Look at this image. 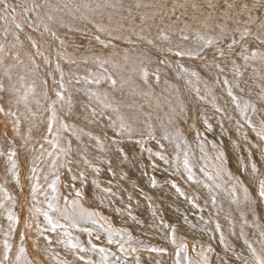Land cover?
<instances>
[{"label": "bare ground", "instance_id": "bare-ground-1", "mask_svg": "<svg viewBox=\"0 0 264 264\" xmlns=\"http://www.w3.org/2000/svg\"><path fill=\"white\" fill-rule=\"evenodd\" d=\"M12 2L15 3V0H12ZM55 2L56 0H53V3ZM87 2L95 7L97 2L102 3L103 0H87ZM112 2H115V0H112ZM135 2L136 0H124L125 10L116 13L115 18L121 19L127 17L128 13L126 9L128 5L134 4ZM140 2L143 4H159L161 0H140ZM165 2L170 6L172 0H165ZM181 2H183V0H181ZM189 2H191V0H189ZM108 11L114 10L109 9L105 11V23L107 22ZM145 11L151 14L154 10L143 8L139 10V12ZM136 14L134 10L133 15ZM179 14L178 12L177 15ZM189 14H191L190 8ZM173 19H175V17H173ZM185 19L184 16H181L180 22L177 23L175 28V35L169 33L172 35L173 42L166 47L175 48L177 44H191V41H183L181 43L179 40V29L183 27ZM156 23L157 25L159 24V18H157ZM165 23H170V21H165ZM75 26L81 28L86 27L83 21L75 22ZM2 28L3 24H0V30H2ZM198 29L199 25L193 24L188 34L192 36ZM199 30L202 31V29ZM28 31V29H25V33L21 34V39L25 38ZM57 31L58 35L66 41V44L61 47L55 41H50L48 44L44 45L42 50L51 61L48 65L44 64L43 58H37L40 72L35 88L36 95L35 98L31 95L29 96V106L32 108L33 112H35V118L33 119L28 116L23 104L19 105L18 114L21 124L19 134H17L13 128L14 118L0 115V151L5 153V155H0V173L6 171L11 172L9 170L10 163L7 158V153L10 148H13L17 152V156L15 157L17 163L16 172L19 169L18 161L20 160L22 161L23 168H27L28 173L26 171L25 173L28 175L25 181L23 180L25 185L31 189L32 185L36 183L32 177L36 176L39 177V184L41 186V191L37 193L35 201L30 199L24 200L23 204L20 206L22 218H28L32 226L38 223L40 228H43L44 220L42 215L36 212V208H40L41 210L42 208L45 210L47 209L48 201L44 197V194H42V188L44 186V189L52 194L51 189L48 188V184L57 176L65 179L66 187L73 184L76 189L82 188L84 192L88 191L87 193H91V190H93L92 188L95 187L93 184L95 178L93 174L86 175L83 173L86 178L83 185L79 179L72 181L71 175L73 173H81L82 170L80 168H88L89 165L96 160L97 154H99L101 157L109 156L110 158L109 161L111 162L112 171L111 173L106 172L110 175L114 172L115 175L113 174V178L119 184V190L116 193L114 192L115 196H119L118 203L120 205L118 207L123 208L125 204L129 203L137 205V202L141 201L139 199L142 197L136 199L135 196L140 191H145L146 196L154 200L156 212L149 209L147 201L146 208L142 207L140 208L141 211H138L142 219L146 221V224L152 223L154 225H152V228L146 227V231L149 234L159 236L161 241L165 242L168 247L176 246L171 242L172 239L162 240L164 237L169 236L168 233H170V228L167 224L172 222L181 233H186L193 239L201 237L216 244L223 253V259L226 257V264H244L245 260H248L249 264H253L245 240L252 243L259 254L261 249L260 231L264 230V198L259 195V186H257L259 178L257 179L256 173H251V167L253 164H256L258 160L263 163V167L264 155L261 151L256 155L251 151L253 150L252 147L245 146L247 142L250 141V136L253 131L245 123V117L241 114L240 109L237 108L236 104L228 97L227 86L222 83L224 76L227 75L230 83L233 85L235 84L231 72L226 71L225 74L220 76L219 81L213 82L212 77L215 76L216 73L214 69L209 71L205 68V64L208 61L176 57L170 53L157 51L144 42H139L135 45L125 43L129 47H137V50H142V54L140 56L137 55L133 62L126 61L121 63L118 70L117 67H113V63L108 65L110 69L109 74L114 73V77L116 78L117 76L119 80L118 88L114 90V94L113 92H109L110 86L112 85L110 81L106 80L107 82L104 84V89L108 91H104V89L95 90L101 97V100H103V103H98L95 97L90 98L87 95L88 90L76 89L75 81L81 73L85 72L87 76L88 70L94 73L102 71L93 63L85 65L81 61L83 57L89 58L96 54L104 56L103 53H94L97 49L101 48L100 45L96 44L94 41L89 43V40L80 32L66 33L64 29H57ZM136 31L139 32V28H137ZM125 34L128 35L126 32ZM144 34L147 38H155L157 36V27L154 25L150 32ZM89 35H91V33H89ZM69 38H73L77 45L74 47L69 46L67 42ZM9 39H11V37H9ZM45 39L48 38L46 37ZM132 39H136L135 35L132 36ZM116 43L119 42L117 41ZM157 43H159V41H157ZM56 48H59V51L66 57L68 62H66L65 59H57L56 53L53 51V49ZM82 48H88V52H85ZM29 49L30 46L25 40V47L21 50V58L25 61V65L28 64L25 53L28 52ZM146 55L150 56L152 61H154L146 65L148 69L159 71L161 78L159 83L155 81L152 75H149V82L147 85H145L140 78L139 69L143 66L142 61L145 60ZM114 57L118 59V62H122L123 60V57L119 54H116ZM160 57L165 58L171 67L156 63L155 61ZM208 57L210 60L211 53H208ZM71 60H75L76 63H70ZM57 62H59L60 67L65 73L66 91L64 95L66 100L63 105V111L59 110L60 105L57 104V122L53 127L55 131L59 129L60 132L58 140L59 147L67 149L70 146L71 151L65 155L60 153L57 149L56 152H52V155L49 156L47 153L50 152L49 149L51 147L45 145L43 149L41 148L42 136L47 135L44 127L47 126L49 113L46 111V108L53 100H56L54 89L57 88V85L53 83L52 77L48 76L47 73H54ZM187 62L194 63L193 66L195 65V70L200 72L201 79L199 82H197L194 77L178 72L176 64H185ZM195 62H197V64ZM136 65L137 70L135 68ZM256 66L259 67L258 64ZM54 75L58 80L59 74L54 73ZM69 78L72 79V83H68ZM43 79L48 80L47 98L43 96L42 85L39 82ZM243 79L248 81L247 84H242L245 89L244 94L247 96V91H252L253 95L256 96L251 99L247 98L246 100L256 107V99L259 101V88L254 86V84L256 82H258L257 84H261L264 83V81L255 79V76L251 73V69L245 72ZM251 81L253 83L252 86ZM27 83L28 82L25 83V87H27ZM196 88L200 89L199 95L195 91ZM233 90L239 91L235 87H233ZM21 91L23 92V89H21ZM145 93H147V95H145ZM105 96L107 99H104ZM129 97L131 100L122 106L123 109L119 116L116 117L112 115L114 112L113 109L121 105L116 102L121 100L123 104ZM67 98H71L70 109ZM239 98H242V96H239ZM37 99L40 100L39 105L35 103ZM243 102H240L241 105H243ZM104 105H108V107ZM227 105L230 106V108H227ZM93 109L96 112L95 116L91 115ZM217 109H220V111H217ZM220 112L225 113L221 116ZM251 114L254 115L251 109H249L247 115L252 119ZM121 118L132 127L133 136L129 138L127 133H121L118 130V135L121 134L128 139L125 141H118L117 143L115 142V136H118L117 130L113 125L116 124L119 129ZM209 118H211L212 123H215L216 126L214 128L206 127V123L210 126L208 122ZM78 119L80 120L79 123ZM61 121L68 125L67 131L60 128ZM29 129H31V131H29ZM149 132L157 135L155 140L148 136ZM200 133L208 136L212 143L216 141L226 143L229 148L225 155L227 165H231L234 171H238L240 177L245 178V183H248L249 186L253 188L252 195L248 197L249 201L242 195L239 197L238 194L235 196V200L239 197L237 200L239 203H233V195H229V192L223 191L218 186L217 181L213 177L211 178L210 175H207V171L203 168V165L200 166L201 159L194 153V148L191 143L193 137L200 138L201 143H203L202 141L204 138ZM222 133H226L228 137L221 138ZM166 134L169 139L162 138ZM51 138L52 137L49 139ZM113 141L116 143L115 147H108L109 143ZM137 141H139V143H137ZM157 141H159V145L163 142H170L174 150V157H177L180 161L179 166L167 163L165 161V155L164 162H166V165H164V170L161 165H155L161 158L155 155V153H157L155 150L153 154L150 152L147 153L146 151L148 149H146V147L151 143L156 145ZM177 145H179V147H177ZM118 148L123 150V154L127 156V159H123L122 155L117 152ZM185 153L188 154L194 178H198L194 181H189L187 179L188 173L183 167ZM61 154H63L66 161L65 164L71 161L73 165L72 173H69L65 167L58 168L57 161H62ZM70 155H72L71 159ZM85 157L90 161V164L86 165L83 163V158ZM5 160H7V162H3ZM53 161L56 162L55 167H53ZM24 163L27 165H24ZM107 164L108 161H106L105 166H107ZM33 167L37 169L35 173L32 172ZM177 167H179V169ZM106 168L109 170V164ZM85 171L88 170L86 169ZM161 171H163V173ZM152 173H156V176L164 178H166V176L172 177L174 183L178 187L182 186L186 188V190L181 191L184 195L182 196L180 193H177L176 188L172 187L173 182L164 184L159 183L153 186L150 178ZM42 176H46L47 180L44 179V181H42ZM201 178H203V181L198 182ZM111 185L110 183L109 186V183L104 181L100 190L106 193L108 191L105 190H109L108 188L111 190ZM4 186L5 182L0 180V202H3L5 205L3 209H0L1 251H3V239L8 230L9 221L7 220V214L8 210H10L9 206L11 202L6 199V194L7 196H11L14 202L19 201L17 194H10V191L5 190ZM67 191H70L69 187ZM129 192H131L132 195L129 196ZM111 194L110 192V195ZM204 198L206 199L205 201ZM213 198H215L214 204L212 202ZM207 199L209 203H206ZM202 201H204L205 206L209 207V210L202 211ZM150 217L154 219H149ZM217 224L220 226L219 230L216 227ZM172 229L174 228H171V230ZM31 233L33 241H37L38 243V248L36 246L34 247L35 250L44 252L48 249L49 253H51V249H56V251L65 249L64 246L59 243L52 244L49 247L44 241L43 236L39 234L37 228ZM45 235L50 236L52 240L63 237L62 231L57 233L49 232L45 233ZM172 235L173 233L170 235L171 238ZM175 240L176 244H178L180 238L176 237ZM39 243H42L41 246H39ZM170 251V256L167 255L165 257L167 258L165 263L167 260L176 263V260L173 258H176L177 249L172 248ZM156 255L158 254L156 253ZM48 256L50 260H54L58 263L59 260L56 256L54 257L53 254H49ZM237 257H239V259H237ZM172 262L168 264H173Z\"/></svg>", "mask_w": 264, "mask_h": 264}, {"label": "snow or ice", "instance_id": "snow-or-ice-1", "mask_svg": "<svg viewBox=\"0 0 264 264\" xmlns=\"http://www.w3.org/2000/svg\"><path fill=\"white\" fill-rule=\"evenodd\" d=\"M153 9L154 11L149 14L148 12H139L140 9ZM189 8L191 9V14H189ZM107 13V22L105 23V11ZM124 0H103V2H97L95 7L88 3L87 0H0V24H3L2 30H0V115L12 117L14 131L19 134L21 120L19 117V105L23 104L24 109L28 116L35 118V112L29 106V96L31 95L35 98L36 84L39 79L40 66L37 64V58H43L44 64L48 65L51 63L49 58L45 55L42 50L45 44L50 41H55L59 46L63 47L66 41L58 35L57 29H64L66 33L80 32L83 36L89 40V43L95 42L100 45L102 49H115L118 47L117 41L127 44H137L139 42H144L147 45L152 46V48L157 51H163L170 53L176 57H188L191 59H200L203 61H208L205 64V68L209 71L215 70V76L212 77L213 82L219 81L221 75L225 74L226 71L231 72L235 84L230 83L227 75L224 76L222 83L227 86V95L231 98L232 102L236 104V107L240 109L241 114L245 117V123L254 131L259 138V141L264 142V116H262L259 125L254 124L253 120L247 115L249 109L255 115L257 113V108L253 106L249 101L245 100L243 105H241L240 98L234 94L233 87L238 89L241 93L245 91L242 84H247L248 81L243 79L245 72L251 69L252 75L256 77L257 80L264 81V0H172L171 5L165 0H161L159 4H143L140 0H136L134 4H129L126 11L128 13L127 17L121 19H116V13L124 11ZM134 10L136 15H133ZM180 13L177 15V13ZM181 16L186 19L183 22V27L179 29V40L180 41H191L190 45L177 44L175 48L166 47L172 44V35H175V28L178 22H180ZM175 17V19H173ZM130 18V19H129ZM157 18H159V24L157 25ZM83 21L86 27L81 28L75 26V22ZM165 21H170V23H165ZM151 22V23H150ZM191 22V23H190ZM193 24L199 25V29L194 35L190 36L188 33ZM157 27V36L155 38H147L144 34L150 32L153 26ZM90 26V27H88ZM139 28V32L136 29ZM25 29H28V34L24 39H21V34L25 33ZM128 33V35H122V33ZM91 33V35H89ZM169 33H172L170 35ZM35 34V35H33ZM135 35L136 39L133 40L132 36ZM11 37V39H9ZM48 39H45V38ZM25 40L27 41L30 49L25 53L27 57L28 64L25 65V61L21 58V50L25 47ZM159 41V43H157ZM50 46V44H49ZM56 53L57 59H65L66 57L59 51V48L53 49ZM208 53H211V59L209 60ZM127 59V55L125 56ZM150 56H145V60L142 61V67L139 69L140 78L142 82L147 85L149 82V69L146 66L149 63H153ZM159 65H165L166 67H171L167 60L160 57L155 61ZM70 63L75 64V60H71ZM82 63L87 65L93 63L97 68L101 69V72H92L88 70V75L84 77H77L76 83H80L81 80L85 84H97L99 85L102 80L110 81L113 88L117 86V79L114 78V73L109 74L110 69L108 65L111 63L109 57L101 56L99 54L93 55L89 58L82 60ZM259 65L257 67L256 65ZM113 67H116L113 64ZM176 68L179 73L185 74L190 77H194L197 82L200 81V72L194 69H189L182 63H177ZM54 73L59 74V79L57 80ZM54 73H47L48 76L52 77L53 83L57 85L54 89L56 100H53L46 108L49 113L47 118V135H43L42 139L51 146L52 149L57 150L65 155L71 151L70 146L65 148H60L58 144L59 140V129L55 132L53 131V126L57 122V104L60 105V111H63V105L66 100L64 95L66 91L65 86V73L60 67L59 62L56 63L54 68ZM152 76L157 83L160 82L159 71H153ZM90 77V78H89ZM30 81V82H29ZM27 87H25V83ZM42 85V94L45 98L48 96V80L43 79L39 81ZM68 83H72V79L69 78ZM122 86V84H121ZM259 88L258 98L261 102L262 107H264V83L258 84ZM23 89V92L21 91ZM196 93L199 95L200 89H195ZM87 95L92 98L95 97L98 103H103L101 97L95 91H88ZM147 95V93H145ZM251 95V92H249ZM104 99H107L105 96ZM69 109L71 107V98H67ZM37 105L40 104V100H35ZM108 107V105H104ZM15 109V110H14ZM113 111H118V109H113ZM220 111V109H217ZM92 116L96 115L95 110L91 112ZM60 128L64 131L68 130V125L60 122ZM119 128L121 133H127L128 137L133 136L132 127L125 123L121 118L119 122ZM31 131V129H29ZM139 135V134H138ZM52 136V139L48 137ZM148 136L153 140L156 139L152 132L148 133ZM163 139H169L168 135H164ZM95 139V138H93ZM11 143V142H10ZM115 143V142H114ZM139 143V141H137ZM159 143V141H157ZM163 147V145H161ZM179 147V145H177ZM43 149V145H41ZM262 154H264V145L261 146ZM150 151V150H149ZM201 151L203 147L201 146ZM117 152L120 153L123 159H127V156L123 154V150L118 148ZM43 154V153H42ZM49 156L52 152L47 153ZM0 155H5L4 152L0 151ZM155 155L160 156L161 159L164 157L160 153H155ZM17 152L10 148L7 153V158L10 163V171L12 175L16 178L17 183H19V176L16 172L17 163L15 157ZM221 160L223 164L222 154L217 157ZM53 167L56 166V162L53 161ZM83 163L88 165L90 161L85 157L83 158ZM109 171L111 169V162L109 161ZM71 161L67 164H61L60 167H65L69 173H72L71 167L69 165ZM183 167L188 173L187 179L189 181H194L195 178L192 174V169L188 159V154H184ZM223 170V169H221ZM37 169L32 168V172L35 173ZM93 171L99 174V169L93 166ZM256 165L253 164L251 167V172L256 173ZM114 174V173H113ZM231 175V174H229ZM32 179L36 181L31 187V195L35 201L36 195L41 191V186L39 184V177L33 176ZM47 180V177H44ZM80 180L82 185L86 179L84 174L73 173L71 175V180ZM59 176L48 184V188L51 189V197L47 195V191L43 194L48 201L47 210H41L36 208V212L43 216L44 227L40 228L37 223L36 227L39 230V234L43 236L44 241L50 247L53 244V240L50 236L45 235V233H57V230L62 231L63 238H58L57 243L62 244L64 248L70 251L77 259L84 261V264H93L92 261L87 260L85 256L80 255V253H85L89 250L101 254V264H104L108 260L109 255H114L108 253V250L104 247H98L91 241H88L90 249L86 248L81 244L79 237H73L70 232L67 231L66 225L61 223V220H66L70 222L71 227H77L80 222L91 221L95 223L94 217L98 213L87 211L81 204V200L84 198L85 193L81 189H76L73 184L68 185L70 191L69 195L74 193V198L69 200L67 196L63 197L64 208L58 206V201L60 200L59 195ZM240 184V181H236ZM93 184L97 189L100 188V184L97 181H93ZM153 186H155L156 181H152ZM176 188L177 192L180 189L176 187L175 184L172 185ZM109 191V190H105ZM236 189L233 188V195H235ZM245 196H247V189L244 188ZM183 196L184 193L180 192ZM259 195L264 198V179L259 180ZM6 199L13 201L11 196H7ZM213 204L215 203V198H213ZM233 203H239L237 200H233ZM5 207L3 202H0V209ZM68 208L72 209L71 214ZM50 213L58 214L59 218ZM135 219V217H133ZM7 220L8 232L6 235L11 236L15 233L17 226L19 225V217L8 210ZM26 228H31L32 224L26 223ZM217 229L219 230V224H217ZM83 231L91 232L88 229H83ZM108 240L109 245L113 244V237L119 235L111 227L108 228ZM172 243L176 245V264H201V261L193 260L188 256V246L186 244H176L175 240V229L172 230ZM99 239V237H97ZM21 246L19 248L18 254L15 256L14 264H21V258L25 255L26 249L23 247L24 235L20 236ZM131 240V236H128L127 240L121 238L117 241L118 248L117 251L124 257L116 256V260L119 264H127V258L129 254V248L125 247L126 244ZM248 252L251 255L253 264H264V230L260 231V244L261 249L258 254L257 249L253 247L252 243L245 240ZM12 251V245L7 239L3 242V257L0 259V264H7L10 260L9 253ZM137 249L131 248V252L135 253ZM150 253L162 254L166 252L164 248H147ZM211 251V249H209ZM183 253V256H181ZM239 259V257H237ZM23 264H31V261L25 259ZM58 264L62 262L58 261ZM135 264H140V259L137 256L135 258ZM203 264H207V257H203ZM244 264H249L248 260L244 261Z\"/></svg>", "mask_w": 264, "mask_h": 264}, {"label": "rangeland", "instance_id": "rangeland-1", "mask_svg": "<svg viewBox=\"0 0 264 264\" xmlns=\"http://www.w3.org/2000/svg\"><path fill=\"white\" fill-rule=\"evenodd\" d=\"M122 35H126L125 33H122ZM68 45L71 47H74L77 45V43L75 42V40L73 38H69L68 39ZM119 43H117L118 47L115 49L109 48V49H102L99 48L97 49V51H95L94 53L98 52V53H103L104 56L109 57L111 60L110 64H115L118 68H120L121 63L123 62H133L134 58L137 55H141L142 50H137V47H129L127 44L122 43L121 41H118ZM183 41H181L182 43ZM82 50H84L85 52H88V48H82ZM115 50V51H114ZM84 52V53H85ZM116 54L121 55L123 57L122 62H118V59L114 56H116ZM127 55V59H125V56ZM188 58V57H186ZM85 59V57L81 58V61ZM197 64V62H195ZM194 64V63H193ZM192 62H187L184 64L185 67L189 68V69H194L195 70V65L193 66ZM199 64V63H198ZM136 70H137V65H136ZM155 70H149L150 75H152V72ZM86 76V73H81L78 77H84ZM115 78V77H114ZM117 81L118 78L116 76ZM256 79V77H255ZM107 81L104 80L102 81L99 85L97 84H85L82 80L80 83H75V87L76 89L79 88L81 90H88V91H95V90H103L104 84ZM258 82H256L254 84V86L257 87ZM253 85L252 81H251V86ZM101 86V87H100ZM250 87V85H249ZM118 88V83L117 86L115 88H113L112 86H110L109 92H113L114 94V90ZM258 88V87H257ZM104 91H108L107 89H104ZM234 94L239 96H242V98H240V102H243L244 100L251 99L253 97H256L255 95H253L252 91H247V96L244 94V92H240L237 90H233ZM249 92H251V95H249ZM221 98V97H220ZM244 99V100H243ZM131 98L129 97V99L126 100V102H124L122 104L121 100H118L116 103L121 104L119 105L116 109H118V111H114L112 113V115L114 116H119V114L122 112V106L124 104H127L128 101H130ZM230 108V106L227 105V108ZM256 108H257V113L255 115H252V120L254 122V124H256L257 126L260 123V120L262 118V116H264V107H262L260 100L258 101V99H256ZM221 116H223V113L225 112H220ZM80 122V120L78 119V123ZM209 125H207L206 123V127H212L214 128L216 125L215 123L211 121V118L208 119ZM116 130H117V135H118V130L119 132H121L120 128H117V125L114 124L113 125ZM244 126V124H243ZM46 127L45 126V131H46ZM113 127V128H114ZM53 131L54 127H53ZM200 135L204 138L203 139V143H201L200 138L197 137H193L191 140L192 146L194 148V153L197 154V156L201 159V164L200 166L203 165V168L207 171V175H210L211 178L213 177L216 181L218 186L223 190V191H227L229 192V195H233V188L236 189L235 191V195H233V200L235 199V196L239 194V197L242 195L247 201H249V198L252 195V191L253 188L249 186L248 183H245V178L240 177L238 171H234V169L231 167V165H227L225 159V155L227 153V151L229 150V148L227 147L226 143L221 142V141H216L214 143H212L208 136H206L205 134L200 133ZM157 135H155L156 137ZM52 137V136H50ZM49 137V138H50ZM225 138L228 137L226 135V133H222L221 134V138ZM52 139V138H51ZM115 142L118 143V141H125L126 136L123 137L121 134L118 135L117 137L115 136ZM160 140V139H157ZM114 141L112 143H109L108 147L114 148L115 147ZM42 145L43 146H50L49 144H47L44 140H42ZM153 145V146H152ZM161 145H163V147H161ZM161 145H159V143H157L156 145L154 144H150L146 147V149H148L146 152H150V153H160L163 157L165 155L166 159L165 161L167 163H170V165H176L179 166L180 165V161L177 157H174V150L172 148V145L170 144V142H166V143H162ZM264 145V142L259 141V138L257 137L256 133L253 131L252 135L250 136V141L247 142V144L245 146L248 147H252L253 150H251L254 154H258L261 150V146ZM155 146V148H154ZM201 146L203 147V151H201ZM51 147V146H50ZM143 147V148H145ZM50 152H56L57 150H54L52 148L49 149ZM150 150V151H149ZM222 154L223 157V164H221V160L217 159L218 156H220ZM59 155V154H58ZM264 155V154H263ZM203 156V157H202ZM72 158V155H70V159ZM61 159L62 161H57V166L58 168L60 167L61 164H65L66 161L63 157V154H61ZM109 156H103L101 157L99 154H97V158L95 161L92 162L91 165H89L88 168H80L82 170V173L86 174V175H90L93 174L94 175V180L99 182L100 187H102V183H104V181H106L107 183L112 184L111 185V190L110 188L108 192L104 193L102 190H100V188L97 190V188L93 187L91 190V193H87L86 191L84 198L81 200V204L83 205V207L90 212H95L98 213V215L96 217H94L95 219V223H92L91 221L88 222H80L77 227H71L70 222L66 221V220H61V223H64L66 225L67 231L71 233V235L75 238V237H79V240L81 242V244H83L86 248L90 249V245L88 244V241H91L93 244H96L98 247H104L108 250V253L110 254H114V255H109L108 256V260L106 262H104L105 264H119V261L116 260V256H121V254L117 251L118 248V244L117 241H120L121 238H123L124 240L128 239V236H131V240L129 241L128 244L125 245V247L129 248V254H128V258H127V264H135V258L138 256L140 259V264H168L169 262H172L170 260H167L165 263V260L167 258H165L167 255L170 256L171 253V249L172 248H176V246H170L168 247V245L161 241L159 236H156L155 234H149L146 231V227H153L154 225L152 223H147L144 219H142L141 215H140V208L145 207L146 208V201H147V205H149V209H151V211H155L156 212V205H154V200L152 198H150L149 196H146V192H138L136 194V199H139L138 197H142L137 202V205L134 203H129V204H125L123 208L118 207L120 204L118 203V195H114V192L116 193L119 190V184L118 182L113 178V173L110 175L107 172H110L109 170H107L105 166L106 161L109 162ZM103 161V163H102ZM3 162H7V160L3 161ZM166 162H164V159H161L159 162L155 163V165H161L162 169L164 170V165H166ZM19 164V169L17 171L18 176H19V183H17L16 178L12 175V172H1L0 173V180H3L5 182V186L4 189L7 191H10V194L14 193V195L17 194V197L19 198V201H16L13 204V201L10 202V206L9 209L15 213L18 217H19V225L16 228L15 233H13L11 236H8L5 234V239H7L9 241V243L12 245V251L9 253L10 255V260L7 262V264H14L15 261V256L18 254L19 252V248L21 246V240H20V236L21 234L24 235V240L22 242L23 247L26 249L25 255L21 258V264L22 262L27 259L29 261H31V264H58L56 263L54 260H50L49 258V254H53V256L57 257L58 260L60 262H62V264H84V261H81L79 259L76 258V256H74L70 251L66 250V249H62L61 251H56V249H51L49 253L48 249L47 251L44 252H40L38 250H35V246L37 247V241H33L32 239V233L34 232L35 229L37 228L36 225L32 226L31 228H26L25 224L26 223H30V220L28 218H22V213H21V208L20 206L23 204L24 200H33L32 195H31V189H29V187L27 185H25V179H26V173L27 172V168H23L22 166V161H18ZM24 165H27L24 163ZM256 177L258 179L257 181V186H259V180L264 179V166L262 167L263 163L261 161H257L256 162ZM93 166L98 168L99 174H97L96 172L93 171ZM199 166V167H200ZM26 167V166H24ZM69 167H71V169L73 168V165L70 164ZM64 168V167H63ZM179 169V167H177ZM88 171H85V170ZM91 169V170H90ZM223 169V170H221ZM107 171V172H106ZM163 173V171H161ZM28 173V172H27ZM42 173L44 174V171L42 170ZM106 173V174H105ZM252 173V172H251ZM42 174V175H43ZM231 174V175H229ZM96 175V176H95ZM157 174L152 173L151 181L155 180L156 184L159 183H169V182H173L174 180L172 177H168L166 176V178L164 177H160V176H156ZM109 176V177H108ZM111 176V178H110ZM160 177V178H159ZM198 179V178H195ZM213 179V180H214ZM24 180V181H23ZM60 183H59V195H60V200L58 201V206L61 208H64V200L63 197L67 196L69 200L74 198V193L72 195H69V191H67V188L65 186V179L63 177H59ZM239 180L240 184H237L236 181ZM42 181H44V176H42ZM203 178H201L200 180H198V182H202ZM172 184V185H173ZM44 185V184H42ZM176 185V184H175ZM191 186V185H188ZM91 187V186H90ZM176 187H178L176 185ZM180 189V192L183 190H186L185 187H178ZM246 188L247 189V196H245V192L243 191V189ZM121 189V188H120ZM47 191L44 189V186L42 188V194ZM84 191V190H83ZM110 192L112 193L110 195ZM180 192H177L178 194ZM102 193V194H100ZM89 194V195H88ZM129 196L132 195L131 192L128 193ZM177 194V195H178ZM47 195L50 198L51 194L47 191ZM45 197V195H44ZM92 199H91V198ZM238 197V198H239ZM237 198V200H238ZM206 199L204 198V201ZM204 201H202V205H201V209L202 211H207L209 210V207L204 205ZM206 203H209L208 199L206 201ZM94 205V206H93ZM155 206V207H154ZM18 207V208H17ZM116 207V208H115ZM17 208V209H16ZM45 210L44 208H42V211ZM47 210V209H46ZM69 213L71 214L72 209L68 208ZM139 211V212H138ZM211 211V210H210ZM210 213V212H209ZM51 215L56 216L57 218H59L58 214L56 213H50ZM133 217H135V219H133ZM43 218V216H42ZM149 219H154V218H149ZM153 225V226H152ZM168 227L170 228V233H168V237H164V239L162 240H170L172 239L170 237V235L172 234V230L171 228L175 229V238L179 237L180 240L178 242L177 245L183 243L186 244L188 246V256L191 257L193 260L196 261H201V264H203V257L206 256L207 257V264H226V257L223 259V253L220 251V249L218 248V246L216 244H214L213 242L206 240L204 238H195L193 239L192 237H190L188 234L186 233H181L179 230H177V228L174 226V223H168L167 224ZM44 227V225H43ZM111 227L112 229H114L117 233H119V235H116L113 237V244L109 245L107 243L108 240V228ZM83 229H88L89 232H91V235L88 234V232L83 231ZM61 230H57V232H60ZM8 232V230H7ZM6 232V233H7ZM180 234V235H179ZM97 237H99V239H97ZM31 241H30V239ZM63 239H66L65 237H62ZM57 239L53 240V245L57 244ZM42 243H39V246H41ZM149 247H153V248H164L166 249L165 253L162 254H158L156 255V253H150L147 251V248ZM38 248V247H37ZM36 248V249H37ZM131 248H135L137 249V251L135 253L131 252ZM209 249H211V251H209ZM219 254V256H218ZM80 255L85 256V258L87 260H90L93 262V264H101V254L96 251L93 252L91 250L85 252V253H80ZM168 256V257H169ZM181 256H183V253H181ZM3 257V251L0 250V259H2ZM175 257V256H174ZM173 258V257H171ZM121 259H124L123 256H121ZM176 260V258H173ZM230 262V261H229ZM173 263V262H172ZM171 264V263H170ZM176 264V263H173ZM183 264V261H182Z\"/></svg>", "mask_w": 264, "mask_h": 264}]
</instances>
